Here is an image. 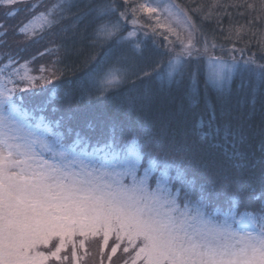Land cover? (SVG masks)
Instances as JSON below:
<instances>
[{
    "label": "snow or ice",
    "instance_id": "6c2138e0",
    "mask_svg": "<svg viewBox=\"0 0 264 264\" xmlns=\"http://www.w3.org/2000/svg\"><path fill=\"white\" fill-rule=\"evenodd\" d=\"M258 4L0 0V44L11 33L17 43L43 45L19 58L0 52V264H264V0ZM172 19L182 22L184 33L168 23ZM141 29L168 47L135 42ZM236 52L247 58L236 60ZM193 91L215 94L218 106L202 135L216 141L213 148L226 147L201 158L183 148L153 155L168 121L153 131L133 120L135 100L158 95L174 107L170 119L186 124L184 101ZM241 91L249 98L247 116L233 104ZM109 97L127 102L128 123L89 120L88 132L106 136L95 143L76 117L52 106L91 107ZM204 123L196 117L197 128ZM37 141L61 156L65 185L134 208L142 225L130 231L114 222L47 240L24 228L17 219L25 207L63 197L16 165ZM169 155L187 161L201 179L170 163Z\"/></svg>",
    "mask_w": 264,
    "mask_h": 264
},
{
    "label": "trees",
    "instance_id": "16d2710c",
    "mask_svg": "<svg viewBox=\"0 0 264 264\" xmlns=\"http://www.w3.org/2000/svg\"><path fill=\"white\" fill-rule=\"evenodd\" d=\"M157 0H148L149 3L155 4ZM159 3H169L170 0H158ZM177 3L181 0H176ZM216 0H202V3H207L209 5L214 4ZM251 2H256L257 6L258 0H251ZM209 11H212L210 8ZM72 20H66L65 24L71 25ZM234 22H237L234 20ZM11 23V22H10ZM178 24V22H177ZM176 20L174 21V26L177 25ZM179 25V24H178ZM183 26V24H182ZM179 28V27H178ZM141 35H143V29L140 30ZM140 35V36H141ZM139 37V36H138ZM145 38L144 44L147 43L154 48H160L161 43L164 41L158 35L151 33L149 29V35L143 36ZM143 43V42H142ZM163 46V45H162ZM42 44L28 43L20 44L15 41V38L9 33V37L6 42L0 44V52L4 50L9 51L12 55L21 56L35 55L42 49ZM232 45H229L231 48ZM160 50V49H159ZM161 51V50H160ZM235 57L237 59H246L247 56L241 57L239 52H236ZM230 58H232L230 56ZM212 96L205 97L203 94L197 95L194 91L190 93L189 97L184 101L186 107L189 110V116L191 117L186 124H181L176 119H170L169 113L174 111V107H169L165 102L162 101L161 97L154 95L152 93L142 94L134 102L135 110L133 113V120L138 119L141 124L146 127H150L153 131H159V129L168 121L167 128L165 130V141L163 143H157L153 151V155L159 154L163 157L166 152L170 153L173 148L179 149L183 148L193 152L196 158H201L202 156H207L208 154L215 153L219 154L226 145L221 146V148H213L211 145L216 143V141H210L208 137L203 136L202 133L209 132L210 129L207 124L209 113L212 107L218 106V102L215 98V94ZM248 96L245 91L239 92L233 100L235 110L242 114V116H247L249 111ZM52 106L58 109V112L65 114L66 118L76 117L79 121V128L85 131L93 143L98 139L103 140L105 137H100L98 133L88 132L86 124L89 120L104 121L105 123H117V124H127L126 111L127 102L122 98H112L103 100L97 105L86 106L84 104H77L75 102H57L53 101ZM259 107V104L257 105ZM203 116L205 123L203 128L196 127V117ZM256 123L260 121V115L254 118ZM159 139V137H157ZM170 163H180L185 167L190 176L195 175L197 179H201L200 173L193 168L187 161L181 162L178 158H174L172 155L168 156Z\"/></svg>",
    "mask_w": 264,
    "mask_h": 264
},
{
    "label": "rangeland",
    "instance_id": "374dc122",
    "mask_svg": "<svg viewBox=\"0 0 264 264\" xmlns=\"http://www.w3.org/2000/svg\"><path fill=\"white\" fill-rule=\"evenodd\" d=\"M155 4L163 3L157 0ZM164 4L167 3L164 1ZM174 21L175 19H172L168 23L173 25ZM178 24L175 27L184 33L185 28L182 22ZM144 40L145 38L141 35L136 38L135 42L143 45ZM167 47V43L163 42L159 49L163 51ZM235 59L240 60L237 57ZM231 62L230 57L228 61H225L226 64H231ZM208 63V59L205 58L202 70L205 77L209 72ZM250 68L252 71H257V67L250 66ZM257 75H259L258 71ZM16 165L21 171L34 176L41 184L59 188L61 192L57 193L58 197L63 193L59 203L52 201L34 203L18 213L17 222L26 229L35 230L42 239L47 240L72 229L85 231L98 228L108 229L113 226L114 222L119 224L122 230L135 231L143 223L138 211L130 206H117L101 197L93 199L86 192L75 189L72 185H65L62 179L65 175L62 158L43 141L33 143L16 162ZM65 189L69 190L65 191ZM2 219L0 217V220ZM90 247L95 250L96 245L93 243Z\"/></svg>",
    "mask_w": 264,
    "mask_h": 264
}]
</instances>
